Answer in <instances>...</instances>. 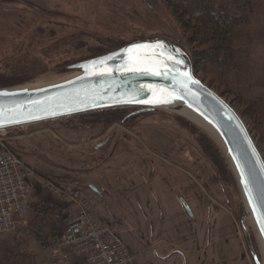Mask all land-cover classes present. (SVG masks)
Here are the masks:
<instances>
[{
    "label": "crops",
    "instance_id": "0c3cea01",
    "mask_svg": "<svg viewBox=\"0 0 264 264\" xmlns=\"http://www.w3.org/2000/svg\"><path fill=\"white\" fill-rule=\"evenodd\" d=\"M176 128L173 118L151 114L107 128L69 121L55 130L46 123L14 129L7 146L36 172L31 208L45 206L53 228L44 227L49 240L38 242L23 229L26 216L17 234L2 240L36 264H85L72 250L66 262L53 257L79 205L53 193L52 182L83 190L96 218L118 227L136 264H253L218 179L201 153L183 148Z\"/></svg>",
    "mask_w": 264,
    "mask_h": 264
},
{
    "label": "water",
    "instance_id": "95a60500",
    "mask_svg": "<svg viewBox=\"0 0 264 264\" xmlns=\"http://www.w3.org/2000/svg\"><path fill=\"white\" fill-rule=\"evenodd\" d=\"M136 44L147 47L125 51ZM169 57L182 62L177 65ZM64 70L72 73L70 77L51 84L0 88V93H8L0 95V131L118 108H137V114L165 112L188 120L225 157L242 198L240 223L249 254L254 264H264L260 249L264 251V154L233 105L198 77L180 43L165 38L138 40ZM185 72L199 84L185 85ZM158 99L168 102L157 103ZM181 203L192 217L188 204Z\"/></svg>",
    "mask_w": 264,
    "mask_h": 264
},
{
    "label": "trees",
    "instance_id": "16d2710c",
    "mask_svg": "<svg viewBox=\"0 0 264 264\" xmlns=\"http://www.w3.org/2000/svg\"><path fill=\"white\" fill-rule=\"evenodd\" d=\"M161 1L171 10L186 34L188 49L182 47L190 55L196 74L208 78L209 83L220 90V95L240 107V115L248 122L264 153V0ZM258 48L262 49L263 54L256 60L254 54ZM91 51V56L85 60L107 53L95 48ZM26 80V77L16 74H0V88H10ZM137 111V108L111 109L57 120L55 123L79 122L81 127L102 124L107 128L115 123L127 125L147 115L137 114ZM88 118L92 122H85ZM174 118L193 135L201 155L230 203L229 197L237 194V184L225 157L201 129L183 118ZM45 213V206L31 208L26 218L27 225L23 228L38 242L49 240L42 235L44 227L53 228L51 217L44 216ZM0 264L36 263L29 253L0 239Z\"/></svg>",
    "mask_w": 264,
    "mask_h": 264
},
{
    "label": "rangeland",
    "instance_id": "374dc122",
    "mask_svg": "<svg viewBox=\"0 0 264 264\" xmlns=\"http://www.w3.org/2000/svg\"><path fill=\"white\" fill-rule=\"evenodd\" d=\"M156 37L180 43L188 49L186 34L161 0H0V74L27 78L16 86L70 76L72 73L64 70L68 66L64 64L85 60L91 56L92 48L110 52L134 41ZM262 54V49L258 48L254 57L258 60ZM198 77L220 94L208 78ZM224 98L240 114V107ZM151 114L173 118L177 127L174 133L182 141L183 148L201 153L193 135L174 116L159 111ZM85 122L92 120L88 118ZM12 132L5 133L4 139L7 140ZM229 201L230 210L240 223L242 198L238 186L237 194H232ZM247 226L256 247L255 228L251 222ZM3 238L5 236H0Z\"/></svg>",
    "mask_w": 264,
    "mask_h": 264
},
{
    "label": "built area",
    "instance_id": "2783aa9c",
    "mask_svg": "<svg viewBox=\"0 0 264 264\" xmlns=\"http://www.w3.org/2000/svg\"><path fill=\"white\" fill-rule=\"evenodd\" d=\"M57 127L49 123V129ZM0 131V236L15 232L19 222L31 209V185L36 173L28 168L20 155L3 145L5 135ZM6 133V134H5ZM47 186L62 198L79 205L77 214L67 220L65 232L56 240L53 257L65 262L66 250L86 258L85 264H136L115 225L102 224L91 211L93 200L74 187L61 188L52 182Z\"/></svg>",
    "mask_w": 264,
    "mask_h": 264
},
{
    "label": "snow or ice",
    "instance_id": "6c2138e0",
    "mask_svg": "<svg viewBox=\"0 0 264 264\" xmlns=\"http://www.w3.org/2000/svg\"><path fill=\"white\" fill-rule=\"evenodd\" d=\"M145 47H147V46L146 45L136 44V45H133L132 48L126 49L125 51L131 52V51H133V49H141V48H145ZM111 58L112 57H109V59H111ZM169 58L170 59H174V62L177 65H179L182 62V61L177 60V59H175L173 57H169ZM134 59H137V61H138V58H134ZM129 70H131V71H150L151 69L130 68ZM153 74L160 75L161 73L159 71H154ZM183 76L185 77V85H187L188 83L199 84V81L193 80L189 73L185 72V73H183ZM0 95H8V93H0ZM156 102L157 103H160V102L167 103L168 101L167 100H159L158 99ZM262 215H264V212H262Z\"/></svg>",
    "mask_w": 264,
    "mask_h": 264
},
{
    "label": "bare ground",
    "instance_id": "6f19581e",
    "mask_svg": "<svg viewBox=\"0 0 264 264\" xmlns=\"http://www.w3.org/2000/svg\"><path fill=\"white\" fill-rule=\"evenodd\" d=\"M67 77H70V76H66V77L61 78V79L49 80V81H45V82L40 81V82H38V83H36V84H31V86L29 85V87H36V86H43V85L51 84V83H54V82H57V81L64 80V79L67 78ZM198 124H199V123H198ZM199 125H200V124H199ZM260 249H261V252H262V254H263V263H264V251H263V249H262L261 246H260Z\"/></svg>",
    "mask_w": 264,
    "mask_h": 264
}]
</instances>
